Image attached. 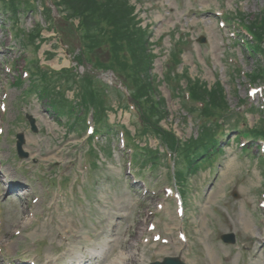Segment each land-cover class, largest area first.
Instances as JSON below:
<instances>
[{"label": "rangeland", "instance_id": "obj_1", "mask_svg": "<svg viewBox=\"0 0 264 264\" xmlns=\"http://www.w3.org/2000/svg\"><path fill=\"white\" fill-rule=\"evenodd\" d=\"M131 1L142 24L151 32L150 48L154 55L151 73L156 79L163 78V60L170 47V36L185 35L182 62L177 68L187 67L190 76H198L209 84L220 79L229 105L236 109L244 99L241 108L245 107L247 124L256 122L258 113L248 109L261 103L260 91L250 95L248 80L243 77L255 67V57L246 55L237 43L238 36L231 35V26L222 23L220 16L236 7L245 13H256L263 0ZM35 3L38 11L22 14L19 22L26 29L36 21L46 27L43 31L46 40L38 51L41 61L55 69L74 64L72 54L58 47L57 38L52 36L56 32L49 30L40 12L41 0ZM9 24L7 15L0 12V166L3 167L0 170V264L24 259L29 261L27 264H61L68 263L73 254L87 259L93 256L90 246L97 247L110 233L112 241L108 245H113L114 250L109 255L123 246L134 255L128 258V264H146L166 254H178L187 264H264V247L259 248L256 242L261 230L259 217L264 215L257 205L259 197L264 199L261 195L264 158L251 142L248 143L251 150L244 154L238 144V130L232 128L236 123L232 118L225 117L223 121L227 135L220 142L222 149L213 154L214 165L205 163L188 178L184 195L185 242L179 237L182 218L177 214L176 200L166 199V191H162L170 171L166 161L156 170L145 166L143 169H148L141 172L152 190L143 181L132 184L127 167L129 157L119 151L121 141L117 137L111 144L112 155H102V162L88 166L87 145L81 146L83 129L78 131L66 123L58 124L42 98L35 93L24 94L26 78L21 86L13 84L17 76H24L28 54L22 42L10 34ZM201 38L204 40L200 41ZM98 53L103 60L102 51ZM238 66L242 75L232 70ZM87 68L78 66L77 70L82 72ZM233 86L237 88L235 92ZM170 89L164 81L160 83L158 93L165 97L169 112L161 123L172 127L181 137L197 133L196 119L187 115L180 97L171 94ZM68 92L72 97V92ZM116 100V95L111 93L110 104L114 109L109 112L110 120L134 130V109L123 110ZM27 115L34 119V131ZM17 132L23 134L26 157L17 154ZM147 142L153 146L157 143L151 136ZM9 180L18 185L7 193L5 181ZM139 184L154 197L152 200L146 197L150 206L144 212L139 211V202L135 200L140 193L133 192L134 188L139 189ZM166 203L170 210L166 209ZM150 223L155 224L154 230L149 229ZM176 225L180 243L172 238L166 244V230ZM64 226L69 233L62 236L59 232ZM98 228L102 231L98 232ZM227 231L234 232L235 242L228 244L217 236ZM74 234L82 235L80 241L88 246H73ZM129 243L131 248L127 247ZM242 243H249L251 250L241 249ZM108 245L100 252L97 264L109 262L110 257L106 256L105 260L104 256Z\"/></svg>", "mask_w": 264, "mask_h": 264}, {"label": "trees", "instance_id": "obj_2", "mask_svg": "<svg viewBox=\"0 0 264 264\" xmlns=\"http://www.w3.org/2000/svg\"><path fill=\"white\" fill-rule=\"evenodd\" d=\"M17 2L18 0H11L13 11H16ZM60 4L66 9L69 17H80L78 31L81 34L87 59L92 58L87 54H91L96 47L108 42L112 55L110 65L117 66L125 74L131 95L137 101L146 125L157 128V122L164 116V111L163 106L161 109H157L158 106L154 108L150 96L151 90L154 89L148 74L152 54L147 47L146 30L137 26V20L132 13L133 7L127 0H61ZM249 28L257 36V42L253 44L252 49L258 51L264 38V8L260 16L251 22ZM172 56L175 58L176 54ZM96 63H98L97 59ZM258 72H261L259 75L264 79V65L258 67ZM189 88L192 97L205 101L201 111L203 115L208 116L215 109L217 112L226 109L223 88L219 83L207 88L204 83L189 80ZM43 90L48 92L47 87ZM83 93L82 99L86 103L93 104L96 107V116H99L103 112V98L87 83H84ZM160 103L163 104V101ZM207 127L203 125L200 136L182 143V146L176 144L171 134L160 130L165 138L167 137L171 144H176L181 154L187 157L188 151L197 149L210 136ZM261 128L264 131V119Z\"/></svg>", "mask_w": 264, "mask_h": 264}, {"label": "bare ground", "instance_id": "obj_3", "mask_svg": "<svg viewBox=\"0 0 264 264\" xmlns=\"http://www.w3.org/2000/svg\"><path fill=\"white\" fill-rule=\"evenodd\" d=\"M17 185H18V183L11 184V186L13 188L17 187ZM61 231H62L61 233H65V234L69 233V230H68V228L66 226L62 227ZM111 236H112V233H110L105 240H103L102 242H100V244L97 247H91L90 246V249L91 250H95V251H99V252L104 251L105 247L110 243V241H112ZM74 237H75V239L72 241V245L73 246H76V245H78L80 247L81 246H88V244L86 242L85 243H82L80 241V239L83 237L82 235L74 234ZM263 239H264V237L257 238L258 241H262ZM131 257L134 258L133 253H130V251H127L126 248H123L121 246V249L119 250V252L116 253L114 256H112L110 258L108 264H127L126 263V260L128 258H131ZM97 262H98V260H97ZM83 264H85V262H83Z\"/></svg>", "mask_w": 264, "mask_h": 264}, {"label": "water", "instance_id": "obj_4", "mask_svg": "<svg viewBox=\"0 0 264 264\" xmlns=\"http://www.w3.org/2000/svg\"><path fill=\"white\" fill-rule=\"evenodd\" d=\"M18 137H19V140L17 142V145H18L19 153L20 155H24L25 153H22L21 151L22 136L19 135ZM151 264H181V263L177 260V258L172 257V258H165L163 262L156 261Z\"/></svg>", "mask_w": 264, "mask_h": 264}]
</instances>
